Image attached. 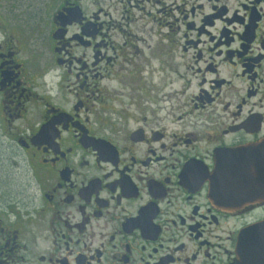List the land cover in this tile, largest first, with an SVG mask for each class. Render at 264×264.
I'll list each match as a JSON object with an SVG mask.
<instances>
[{"label": "flooded vegetation", "instance_id": "1", "mask_svg": "<svg viewBox=\"0 0 264 264\" xmlns=\"http://www.w3.org/2000/svg\"><path fill=\"white\" fill-rule=\"evenodd\" d=\"M0 144V264H264V0H0Z\"/></svg>", "mask_w": 264, "mask_h": 264}, {"label": "rangeland", "instance_id": "2", "mask_svg": "<svg viewBox=\"0 0 264 264\" xmlns=\"http://www.w3.org/2000/svg\"><path fill=\"white\" fill-rule=\"evenodd\" d=\"M5 150L3 147H1L0 144V188L1 189H6L7 186L10 187L11 185L14 186V184L20 183L25 177L22 171H16L15 167L11 168V164H7L9 161L8 159L6 162L4 161V157L9 156V154H5ZM2 156V157H1ZM13 156V154H12ZM21 164V163H20ZM19 166V165H18ZM28 180H29V175H28Z\"/></svg>", "mask_w": 264, "mask_h": 264}]
</instances>
